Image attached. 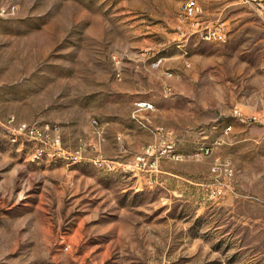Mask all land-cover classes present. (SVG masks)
<instances>
[{"label": "rangeland", "instance_id": "374dc122", "mask_svg": "<svg viewBox=\"0 0 264 264\" xmlns=\"http://www.w3.org/2000/svg\"><path fill=\"white\" fill-rule=\"evenodd\" d=\"M186 1L0 0V264H264V6L211 3L229 33L210 43L183 35ZM140 100L174 132L158 165Z\"/></svg>", "mask_w": 264, "mask_h": 264}, {"label": "built area", "instance_id": "2783aa9c", "mask_svg": "<svg viewBox=\"0 0 264 264\" xmlns=\"http://www.w3.org/2000/svg\"><path fill=\"white\" fill-rule=\"evenodd\" d=\"M223 0H187L185 4L182 7L181 11V19L183 22H191L195 21L197 18L201 17L204 13V7L202 3L204 2H220ZM242 3L248 6H258L263 7L264 6V0H241ZM18 11H14L12 9H6V10H0V17H15L17 15ZM203 39V41L210 42V43H225L228 38V26L225 22H217L213 24H207L203 26L198 31ZM160 63H157L155 66L157 67ZM167 77H172V73H167ZM120 78V76L118 77ZM163 92L166 97L171 96L173 94L172 87L165 83ZM155 111V106L153 103H146V100H140L134 104V109L131 114V118L134 122H136L141 128L148 130L152 132L153 134L162 135L164 133V129L157 128L153 129L150 126L149 121L143 117V114L145 112H153ZM235 116L239 119H241V122L244 124H249L254 121L255 118H245L242 113L236 109L235 110ZM14 122V119L12 118V121ZM93 126L97 127L98 122L94 120L92 122ZM232 127L228 128L227 131H230ZM19 134H23L30 138L31 140H34L36 142L40 143H46L52 141L53 144L57 147V149L61 152H63L62 149V143H61V137L60 135H56L54 133H50L49 128H42L37 125H31L27 123L20 124L17 128ZM224 141L222 139L217 140L213 146L202 148L200 152L198 153V156H211L214 152V149L216 147H220ZM173 145L168 146L164 152H161V155L166 153H172L173 152ZM155 146L151 145L148 147V153L155 151ZM45 150L43 148H39L36 150V152L33 154V160H40L44 154ZM174 158H176L174 156ZM74 159H77V156H74ZM212 173L217 176V178H220L218 182L217 188L212 192L214 197L221 198L226 194H235V190L231 184V180L234 177V171L229 161L223 160L221 158L216 159L213 166H212ZM221 179H224L225 182H220Z\"/></svg>", "mask_w": 264, "mask_h": 264}, {"label": "crops", "instance_id": "0c3cea01", "mask_svg": "<svg viewBox=\"0 0 264 264\" xmlns=\"http://www.w3.org/2000/svg\"><path fill=\"white\" fill-rule=\"evenodd\" d=\"M211 3H216V2H211ZM210 2H204L202 3L203 7H204V13L201 17L197 18L195 21H191V22H183L182 24V31H183V35L184 36H192L193 34H198L199 30L207 25V24H213V23H217L216 21H212L209 19V6L211 5ZM153 103V102H152ZM154 104V103H153ZM155 106V111L153 112H145L143 114V117H145L149 123H150V126L153 128V129H157V128H162L164 129V133L162 135H158V134H153L152 132L148 131V130H145L143 128H141L136 122V125H138V127H140L141 129L147 131L151 136H153L154 138V142L149 144L148 146L145 147V152L149 155H153V153L156 152V150L154 152H150L148 153V147L153 145V146H157V143L159 142H163L166 146V148H168V146L170 145H173L172 142H173V135H174V132L168 128H165V127H162V126H157L155 125L154 123V119H153V114L157 111V108H156V105L154 104ZM95 149H97V146H94ZM165 148V149H166ZM174 151V150H173ZM173 153V152H172ZM164 156L163 155H157V160L155 162V165H158L159 164V160ZM179 158L181 156H178ZM160 158V159H159ZM175 159V158H174Z\"/></svg>", "mask_w": 264, "mask_h": 264}, {"label": "bare ground", "instance_id": "6f19581e", "mask_svg": "<svg viewBox=\"0 0 264 264\" xmlns=\"http://www.w3.org/2000/svg\"><path fill=\"white\" fill-rule=\"evenodd\" d=\"M6 9H8V8H1L0 10H6ZM146 103H149V102H146ZM241 120V119H240Z\"/></svg>", "mask_w": 264, "mask_h": 264}]
</instances>
